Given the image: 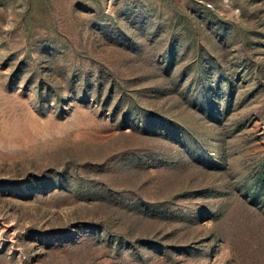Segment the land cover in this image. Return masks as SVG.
Returning a JSON list of instances; mask_svg holds the SVG:
<instances>
[{
	"label": "rangeland",
	"instance_id": "obj_1",
	"mask_svg": "<svg viewBox=\"0 0 264 264\" xmlns=\"http://www.w3.org/2000/svg\"><path fill=\"white\" fill-rule=\"evenodd\" d=\"M0 264H264V0H0Z\"/></svg>",
	"mask_w": 264,
	"mask_h": 264
}]
</instances>
